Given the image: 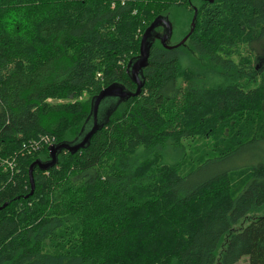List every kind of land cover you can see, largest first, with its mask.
I'll return each instance as SVG.
<instances>
[{
  "label": "trees",
  "instance_id": "1",
  "mask_svg": "<svg viewBox=\"0 0 264 264\" xmlns=\"http://www.w3.org/2000/svg\"><path fill=\"white\" fill-rule=\"evenodd\" d=\"M195 9L179 48L153 30L140 95L36 167L30 196L102 90L136 92L149 27L178 45ZM262 53L264 0H0V264H264V212L234 231L264 210V158L192 182L264 146Z\"/></svg>",
  "mask_w": 264,
  "mask_h": 264
},
{
  "label": "water",
  "instance_id": "2",
  "mask_svg": "<svg viewBox=\"0 0 264 264\" xmlns=\"http://www.w3.org/2000/svg\"><path fill=\"white\" fill-rule=\"evenodd\" d=\"M213 2V0H210ZM197 9L194 10V18L191 23V30L189 34L178 44L175 46L168 45L169 38L172 33V28L169 23V21L165 18H158L145 32V34L142 37L141 40V47H140V55L135 61H131L128 64V75L130 76L133 83L137 85V90L135 93H128L125 91V88L119 84L112 85L100 92V94L93 100L92 102V109L89 118L86 121V124L84 126V129L82 131L81 136L79 139L74 143H63L60 145H52L49 147L50 152V160L48 162H41L36 161L34 162L30 169H29V179H30V185H31V193L30 196L33 195L35 191V183L33 179V172L36 167H38L42 171H47L57 165V157L58 154L62 151H67L70 153H76L79 150H82L86 148L89 144L91 139L94 137V135L103 128V126L107 123V120L114 110L115 106L117 104H120L122 101L127 100L130 97H136L140 95L141 90L144 87V81L142 79L141 73L143 69H145L148 66V60L150 58V50L152 46V32L153 30L159 26L163 25L167 31V35L161 40V43L164 48L168 50L176 49L185 44L189 36L193 33L195 29V21L197 18ZM258 70V67H257ZM106 99H114L112 102L108 103L107 105H104V110L101 109L103 102ZM105 109H107V113H104ZM28 198V196L26 197ZM7 204H5L3 207L0 208L3 209L6 207Z\"/></svg>",
  "mask_w": 264,
  "mask_h": 264
},
{
  "label": "rangeland",
  "instance_id": "3",
  "mask_svg": "<svg viewBox=\"0 0 264 264\" xmlns=\"http://www.w3.org/2000/svg\"><path fill=\"white\" fill-rule=\"evenodd\" d=\"M160 34H162V32H160ZM175 43H171V46H174ZM240 56H244L245 55V50L243 49L241 51V53L239 52ZM253 66L257 69H260L262 67H264V54L262 53L261 57H256L255 59V63H253ZM114 99H106L103 104L101 109L104 110L103 106L107 105L108 103L112 102ZM104 113H107V109H105ZM200 149L198 148H193V146H191V148L189 149V155H190V159H197L200 156ZM264 158V146L262 147H251L248 148L246 150H244L242 153H240L238 155V158H234L232 161L222 164V165H218V164H214L211 165L210 167H208L207 169L199 172L196 177L193 179L192 182L196 183L202 179L207 178L209 175H211L212 173H215L216 171L219 170H223L225 168H233V167H238V166H242V164H247V163H257L258 161L262 160ZM3 168V167H2ZM190 169V167H189ZM235 181L237 183H235L236 187L234 188V191L236 194L239 193V191L242 189L243 187V179L236 177ZM264 210L261 211L260 213H256L254 215H249L247 218L243 219L237 226L234 227V231L238 232L241 230V228L246 227L247 225H249V223L253 220L256 219L257 217L261 216L263 214ZM238 264H247V258H243Z\"/></svg>",
  "mask_w": 264,
  "mask_h": 264
},
{
  "label": "flooded vegetation",
  "instance_id": "4",
  "mask_svg": "<svg viewBox=\"0 0 264 264\" xmlns=\"http://www.w3.org/2000/svg\"><path fill=\"white\" fill-rule=\"evenodd\" d=\"M161 28H162V30H161L162 34H160L159 37H158L160 42L167 35V33L169 32V31H165L166 28L163 25L161 26Z\"/></svg>",
  "mask_w": 264,
  "mask_h": 264
},
{
  "label": "built area",
  "instance_id": "5",
  "mask_svg": "<svg viewBox=\"0 0 264 264\" xmlns=\"http://www.w3.org/2000/svg\"><path fill=\"white\" fill-rule=\"evenodd\" d=\"M47 142V141H46ZM11 165V164H10ZM11 167V166H10Z\"/></svg>",
  "mask_w": 264,
  "mask_h": 264
}]
</instances>
